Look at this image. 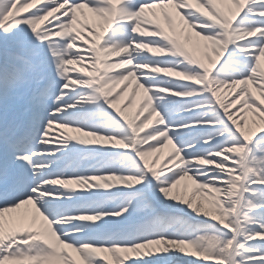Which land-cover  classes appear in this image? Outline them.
Wrapping results in <instances>:
<instances>
[{
  "label": "snow or ice",
  "instance_id": "6c2138e0",
  "mask_svg": "<svg viewBox=\"0 0 264 264\" xmlns=\"http://www.w3.org/2000/svg\"><path fill=\"white\" fill-rule=\"evenodd\" d=\"M208 262L264 264V0H0V264Z\"/></svg>",
  "mask_w": 264,
  "mask_h": 264
},
{
  "label": "bare ground",
  "instance_id": "6f19581e",
  "mask_svg": "<svg viewBox=\"0 0 264 264\" xmlns=\"http://www.w3.org/2000/svg\"><path fill=\"white\" fill-rule=\"evenodd\" d=\"M131 98V103H129V99ZM141 94L137 92L135 97H132V89L129 88L125 95L121 98L120 106L128 105L126 111L129 115H135L136 111H138L139 106L141 104ZM157 160V167L159 166V162L161 158H156Z\"/></svg>",
  "mask_w": 264,
  "mask_h": 264
},
{
  "label": "rangeland",
  "instance_id": "374dc122",
  "mask_svg": "<svg viewBox=\"0 0 264 264\" xmlns=\"http://www.w3.org/2000/svg\"><path fill=\"white\" fill-rule=\"evenodd\" d=\"M168 155H169V149H165L163 152L154 156V159L158 157L161 158V161L159 162V166H162L166 162ZM208 264H211V262H208Z\"/></svg>",
  "mask_w": 264,
  "mask_h": 264
}]
</instances>
